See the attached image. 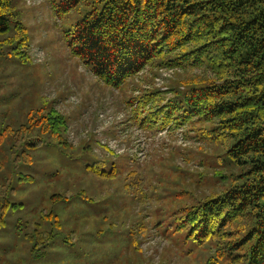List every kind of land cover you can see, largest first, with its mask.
Here are the masks:
<instances>
[{"label":"trees","instance_id":"obj_1","mask_svg":"<svg viewBox=\"0 0 264 264\" xmlns=\"http://www.w3.org/2000/svg\"><path fill=\"white\" fill-rule=\"evenodd\" d=\"M54 4L59 15L82 14L66 33L68 43L72 54L107 86L125 88L148 66L186 73L170 88L171 98L156 89L130 95L126 101L134 122L148 131L198 124L203 139L216 147L224 145L225 158L216 163L215 189L201 196L189 188L176 192L175 198L186 200L167 211L164 233L209 245L216 252L210 264L221 259L228 264H264V0H58ZM0 35V55L30 60L33 36L16 17L13 0H0ZM195 69L205 75L193 74ZM33 103L20 114L21 122L0 131V143L11 160L31 162L33 151L56 143L61 157L81 165L93 178L116 179L115 161L75 153L67 138L68 119L53 103ZM27 132L32 138L23 142ZM131 174L127 186H139L143 179L137 172ZM21 179L32 181L34 176L24 173ZM93 197L79 188L70 198L51 195L54 202L70 204L91 203ZM19 205L5 206L9 210ZM5 221L4 214L0 225ZM36 225L38 231L30 234L33 250L49 243L65 221L58 212L48 211L42 212ZM140 245L133 237L132 247L141 252Z\"/></svg>","mask_w":264,"mask_h":264},{"label":"rangeland","instance_id":"obj_2","mask_svg":"<svg viewBox=\"0 0 264 264\" xmlns=\"http://www.w3.org/2000/svg\"><path fill=\"white\" fill-rule=\"evenodd\" d=\"M13 1L33 41L26 63L0 55V131L21 122L20 114L33 102L53 103L68 119L67 138L75 153L115 161L119 174L112 181L95 179L61 157L56 143L33 151L31 162L13 161L0 143V216L6 217L0 225V264H210L216 252L207 244L166 236L165 217L177 203H185L173 196L183 188L198 196L215 189L224 145L203 139L198 124L148 131L134 122L126 102L130 95L156 89L171 98L170 88L186 73L148 66L125 88H111L72 54L66 33L82 14L59 15L58 0ZM193 74L205 75L199 69ZM31 138L27 132L22 141ZM132 171L143 179L139 186H127ZM24 173L34 180L21 179ZM78 188L94 200L51 199L53 193L70 198ZM7 202L20 205L8 210ZM48 211L58 212L65 225L33 250L30 234ZM136 236L141 252L132 247ZM219 264L228 263L221 259Z\"/></svg>","mask_w":264,"mask_h":264}]
</instances>
